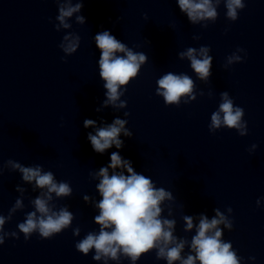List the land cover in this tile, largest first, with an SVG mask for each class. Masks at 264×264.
Masks as SVG:
<instances>
[{"label": "clouds", "instance_id": "9594fccd", "mask_svg": "<svg viewBox=\"0 0 264 264\" xmlns=\"http://www.w3.org/2000/svg\"><path fill=\"white\" fill-rule=\"evenodd\" d=\"M55 2L58 5V15L55 19L59 22L55 24V30L70 29L72 25L68 23V19L81 12L85 0H76V3L72 0H55ZM176 2L180 11L186 14L188 21L194 25L202 21L214 23L218 18L217 9L222 2L226 8V18L230 21H236L239 15L238 9L245 8L242 0H176ZM75 21L82 25L86 22V18L83 15H76ZM202 26L207 28L208 23ZM198 38L193 37V39ZM94 40L100 51L99 77L104 81L103 87L106 89V99L102 107L111 105L114 108H124L127 102L120 97L125 94L126 86L138 77L141 66L148 61V56L144 52L134 51L108 30L98 32ZM80 43L81 37L69 32L63 36L59 48L65 56H70L77 52ZM244 51L242 48H237L226 58L224 67L228 68L234 63L243 62V58L236 53ZM209 53L208 46H201L199 49L188 47L179 52L178 57L181 60L187 59L197 79L207 82L212 75L213 57ZM156 83L158 85L156 95L163 98L166 106L178 107L181 98H184V104L196 100V83L186 73L176 74L169 71ZM200 95H203V92ZM220 100L218 109L211 114L209 131L214 134L223 127L235 129L240 136H246L248 126L243 119L244 109L234 104L227 91L220 93ZM96 111H101V108H97ZM125 115L128 116L129 113L126 112ZM126 124L127 120L117 117L111 124L95 128V134L89 132L87 139L93 151L103 154L113 145L121 149L124 145V141L119 138L121 133L129 138L133 135L132 131L125 127ZM95 125L96 121L92 119L83 121L85 128ZM256 147L257 145H252L253 149ZM6 166L11 171H18L22 181L32 184L34 191L36 189L41 191L30 201L33 210L25 214L23 222L18 223V232H5L6 222H10L14 214L25 207L23 193L26 189L17 186L16 191L21 193V197L15 200L7 216L0 214V245L5 243L6 236L19 239V233H22L27 241L37 233L41 239L47 240L71 227L75 219L74 214L67 206L58 208L54 202L72 195L73 189L68 182L57 181L52 171H45L39 164L25 166L16 160L8 159ZM2 172L3 169L0 168V174ZM90 175L99 179L96 189L101 199L94 202V207L98 209L94 222L99 226V231L88 232L75 244L76 250L83 255L87 256L90 250H94L92 259L103 260L104 264H108L109 260L119 262L121 257L129 260L130 264H137L143 255L155 251L156 259L164 260L166 264H175V262L241 264L242 258L237 255L232 243L222 239L223 229L220 226L223 225L231 231L233 220L219 208L214 209L215 216L211 219L201 213L196 224L192 216L182 217L185 232L195 229V234L189 241L174 235L175 219L162 215L165 210L162 207L164 202L174 201L172 192L163 187H156L149 176L138 173L133 168L132 161L123 158L118 151L111 153L110 163ZM83 199L85 202L91 201L87 195ZM260 202L261 199H257L258 207ZM227 211L231 214L232 208H227ZM168 216H172L171 209L168 211ZM80 231V228L76 227L73 229V235L79 236ZM186 246L189 249L188 254L182 256ZM249 259L254 260L255 257Z\"/></svg>", "mask_w": 264, "mask_h": 264}]
</instances>
